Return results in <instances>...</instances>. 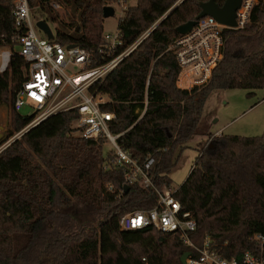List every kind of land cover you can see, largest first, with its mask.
Returning a JSON list of instances; mask_svg holds the SVG:
<instances>
[{
  "label": "trees",
  "instance_id": "trees-1",
  "mask_svg": "<svg viewBox=\"0 0 264 264\" xmlns=\"http://www.w3.org/2000/svg\"><path fill=\"white\" fill-rule=\"evenodd\" d=\"M208 1L136 0L128 5L117 23L118 52L156 25L97 87L110 101L101 110L114 114L110 133L122 134L117 143L139 164L154 159L156 189L171 187L169 174L196 135L211 93L243 90L251 97L264 90V0H257L243 29L223 32L221 59L210 80L191 90L176 88L179 68L169 49L178 37L175 29L195 20L199 4ZM211 1L219 7L225 2ZM13 2L0 0V47L15 52L24 31L14 28ZM113 2L28 0L42 21L55 13L51 20L66 28L55 32L53 43L81 48L97 64L105 43L102 10ZM55 4L73 7L78 20L60 19ZM25 73L26 63L14 55L9 70L0 74V107L9 110V128L0 142L33 118L13 109ZM77 118L75 110L52 115L0 154V264H180L189 249L177 235L119 230L123 215L153 208L152 194L138 186L119 193L123 174L113 152L104 151L105 140L79 136L73 126ZM175 190V200L196 221V246L208 236L227 259L252 250L249 238L264 237V133L213 137ZM75 209L80 217L73 219Z\"/></svg>",
  "mask_w": 264,
  "mask_h": 264
},
{
  "label": "built area",
  "instance_id": "built-area-1",
  "mask_svg": "<svg viewBox=\"0 0 264 264\" xmlns=\"http://www.w3.org/2000/svg\"><path fill=\"white\" fill-rule=\"evenodd\" d=\"M130 1L132 0H114L108 7L120 6L123 13ZM256 3L257 0H241L236 11L234 28L219 24L212 17H204L197 21L190 32L174 40L169 49L173 52L179 68L175 81L177 89L191 90L193 87L205 85L210 80L212 71L221 59L223 32L243 29L249 23L251 11ZM52 7L54 10L61 9L56 4ZM30 12L28 0H14L13 25L15 30H23L24 34L16 40L15 52L8 47H0V74L9 70L14 55L26 63L25 81L15 94L13 109L19 112L30 102L35 105L30 116L33 118L20 131L0 142V154L46 118L75 110L78 118L74 124L79 136L88 140H105L109 151L113 152L114 165L123 174L124 183L118 190L119 193L123 194L124 187L138 186L152 194L153 208L123 215L118 221L120 231L152 229L164 235H177L189 249L185 264H264V237L261 235L250 237L254 248L244 251L238 258L227 259L221 256L208 236L196 246L193 242L196 221L192 214L184 211L175 200L173 195L176 190L172 187L156 189L153 184L151 170L154 159L146 157L144 162L139 164L117 143L122 134L113 135L109 131V123L114 120V114L101 110V107L110 101L97 87L138 47L156 24L120 52L117 51L122 46L118 34H103L105 43L99 50L100 63L97 64L93 59L91 63L90 56L81 48H68L38 37L36 21L30 18ZM67 69L70 73H67ZM95 84L96 88L90 92V88ZM261 104L264 105V100H261ZM144 111L145 109L141 115ZM106 189L110 194L116 193L112 186H106Z\"/></svg>",
  "mask_w": 264,
  "mask_h": 264
},
{
  "label": "rangeland",
  "instance_id": "rangeland-1",
  "mask_svg": "<svg viewBox=\"0 0 264 264\" xmlns=\"http://www.w3.org/2000/svg\"><path fill=\"white\" fill-rule=\"evenodd\" d=\"M135 4L136 0H132L129 3V5ZM60 8V10L56 11L60 19L69 17L78 20V14L73 7L64 8L60 5ZM112 9L114 11L113 15L104 19L103 22V34L110 36L116 34L117 23L122 17L120 6L113 5ZM48 16L50 18L45 23L53 35L57 30L67 32L66 28L60 24V21L55 20L53 22L51 20V18L56 17L55 13L48 14ZM30 18L36 22L41 19L38 8L35 7L30 12ZM36 32L38 37L45 38L44 34L37 30ZM67 73H70L69 69H67ZM246 93L243 90L215 91L211 93L202 109L200 126L196 135L187 143L186 148L180 154L176 166L169 174L173 189H177L183 184L195 164L199 151L205 144H211L212 138L216 137L209 135V133L220 131L219 135L247 138L257 137L264 133V105L261 104V100H264V90L255 91L251 97H248ZM34 108L35 105L28 102L27 106L23 107L18 113L22 117H30ZM73 126L75 128V124ZM8 128L9 110L0 107V135ZM108 150L109 146L107 145L104 151L107 152ZM72 216L73 219L80 217L79 209H75L72 212Z\"/></svg>",
  "mask_w": 264,
  "mask_h": 264
},
{
  "label": "water",
  "instance_id": "water-1",
  "mask_svg": "<svg viewBox=\"0 0 264 264\" xmlns=\"http://www.w3.org/2000/svg\"><path fill=\"white\" fill-rule=\"evenodd\" d=\"M240 3L241 0H225L224 4L221 7L214 4L211 0L205 3H201L199 4L200 13L195 18V20L178 26L175 29V33L178 36L187 34L196 25L197 21L204 17H212L219 24L225 25L230 28H234L236 26L235 24L236 11L238 10ZM113 13L114 11L111 7H104L102 10V17L103 19L109 18L113 15ZM35 27L39 32H41L46 36L47 40L49 41L53 40L54 35L51 33V31L49 30L48 26L44 21L42 20L37 21L35 23ZM71 47L73 46L72 45L68 46V48ZM128 190H129L128 187H124L123 194H127ZM188 256L189 253H184L180 257V264H185V260L187 259Z\"/></svg>",
  "mask_w": 264,
  "mask_h": 264
},
{
  "label": "crops",
  "instance_id": "crops-1",
  "mask_svg": "<svg viewBox=\"0 0 264 264\" xmlns=\"http://www.w3.org/2000/svg\"><path fill=\"white\" fill-rule=\"evenodd\" d=\"M41 20V19H40ZM39 21V20H38ZM38 31V30H37ZM45 36V35H44ZM43 39V38H42ZM44 39H47L46 38V36H45V38ZM212 135H218V134H220V131H217V132H213V133H211Z\"/></svg>",
  "mask_w": 264,
  "mask_h": 264
}]
</instances>
